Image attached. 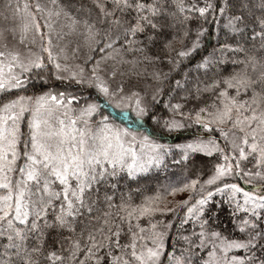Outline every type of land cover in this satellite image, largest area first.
Returning <instances> with one entry per match:
<instances>
[{"label":"snow or ice","instance_id":"snow-or-ice-1","mask_svg":"<svg viewBox=\"0 0 264 264\" xmlns=\"http://www.w3.org/2000/svg\"><path fill=\"white\" fill-rule=\"evenodd\" d=\"M0 21V264H264V0Z\"/></svg>","mask_w":264,"mask_h":264},{"label":"trees","instance_id":"trees-1","mask_svg":"<svg viewBox=\"0 0 264 264\" xmlns=\"http://www.w3.org/2000/svg\"><path fill=\"white\" fill-rule=\"evenodd\" d=\"M214 43H215L214 40L209 41V40H208V37H205V47H206V48H210L211 45L214 44ZM116 119H117V120H122V121H124V119H119V118H117V117H116ZM125 122H126V121H125ZM147 126H148V124H145V127H147ZM220 219H221L222 224L228 223V213H227V209L221 211V213H220ZM229 227H231V226L229 225Z\"/></svg>","mask_w":264,"mask_h":264},{"label":"rangeland","instance_id":"rangeland-1","mask_svg":"<svg viewBox=\"0 0 264 264\" xmlns=\"http://www.w3.org/2000/svg\"><path fill=\"white\" fill-rule=\"evenodd\" d=\"M0 23H3V22L0 21ZM107 111H108V112H111V113H112V116H113L114 118L117 117V118H119V119H124V117L120 115L119 110H113V109L109 108ZM130 118H133V119H134V114H130ZM120 121H122V120H117V122H120ZM124 122H125V121H124Z\"/></svg>","mask_w":264,"mask_h":264}]
</instances>
